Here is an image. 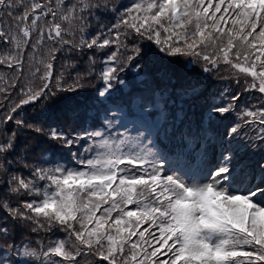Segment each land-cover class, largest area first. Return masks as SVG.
I'll return each instance as SVG.
<instances>
[{
    "label": "snow or ice",
    "instance_id": "1",
    "mask_svg": "<svg viewBox=\"0 0 264 264\" xmlns=\"http://www.w3.org/2000/svg\"><path fill=\"white\" fill-rule=\"evenodd\" d=\"M0 67V264H264V0H0Z\"/></svg>",
    "mask_w": 264,
    "mask_h": 264
},
{
    "label": "trees",
    "instance_id": "2",
    "mask_svg": "<svg viewBox=\"0 0 264 264\" xmlns=\"http://www.w3.org/2000/svg\"><path fill=\"white\" fill-rule=\"evenodd\" d=\"M122 2L123 3H130V0H122ZM7 69L6 68H4V67H0V74H6L7 73ZM69 71H71L70 69H69ZM74 74V73H73ZM71 166V165H70ZM63 234H59V236H62ZM46 240H47V238H45V242H46Z\"/></svg>",
    "mask_w": 264,
    "mask_h": 264
}]
</instances>
